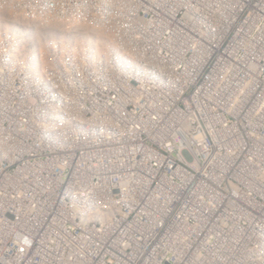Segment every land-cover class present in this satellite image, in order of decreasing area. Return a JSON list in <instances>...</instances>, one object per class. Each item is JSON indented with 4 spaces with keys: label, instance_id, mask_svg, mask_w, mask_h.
Instances as JSON below:
<instances>
[{
    "label": "built area",
    "instance_id": "1",
    "mask_svg": "<svg viewBox=\"0 0 264 264\" xmlns=\"http://www.w3.org/2000/svg\"><path fill=\"white\" fill-rule=\"evenodd\" d=\"M0 264H264V0H0Z\"/></svg>",
    "mask_w": 264,
    "mask_h": 264
}]
</instances>
